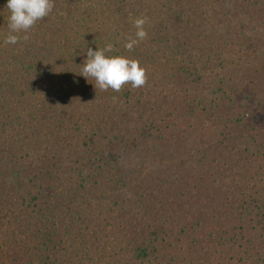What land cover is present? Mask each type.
Masks as SVG:
<instances>
[{"label":"rangeland","instance_id":"rangeland-1","mask_svg":"<svg viewBox=\"0 0 264 264\" xmlns=\"http://www.w3.org/2000/svg\"><path fill=\"white\" fill-rule=\"evenodd\" d=\"M6 3H0V185L20 174L61 209L51 226L69 232L75 253L87 251L89 264H136L134 247L154 229L159 253L150 264H233L240 249L246 264H261L264 118L254 129L252 122L264 116V0H54L50 16L20 33L15 45L4 43ZM139 16L148 18V37L129 52L123 45ZM109 42L112 55L140 61L147 82L120 92L97 88L103 98L78 114L91 97L80 82L87 48ZM30 136L63 143L53 180H41L29 165ZM97 159L100 168L92 163ZM255 184L261 199L251 212ZM3 192L0 226L14 210L18 215L1 200ZM58 194L68 201L61 205ZM10 227L0 229V241ZM219 243L224 251L215 249Z\"/></svg>","mask_w":264,"mask_h":264},{"label":"trees","instance_id":"trees-1","mask_svg":"<svg viewBox=\"0 0 264 264\" xmlns=\"http://www.w3.org/2000/svg\"><path fill=\"white\" fill-rule=\"evenodd\" d=\"M3 1L6 3L7 0H0V3ZM119 12V11H118ZM51 56V55H48ZM53 56V54H52ZM52 56L49 58V61H52ZM56 58V57H55ZM61 59V58H60ZM60 59L58 62H60ZM56 60V59H54ZM53 60V61H54ZM55 62V61H54ZM57 62V61H56ZM35 66L37 68L41 67V62L35 63ZM66 74H69L68 71H66ZM81 78L83 76L80 75ZM80 79L76 78L72 79L73 84H76V82H79ZM85 80V79H84ZM84 82L85 85L90 86V88L93 87V89L89 90L87 89L86 92H89L91 94V97L87 99L89 100V103H87L89 106L88 108H82L81 102L80 107L78 108V114H82L84 111L89 110L93 106L94 102H98L99 97L97 96V89L95 90L94 83L95 81L92 78H89L87 81H80ZM91 98H93L91 100ZM103 98V97H101ZM100 98V99H101ZM101 102V101H100ZM116 102V101H115ZM86 104V103H85ZM97 109V105L92 109V111ZM77 111V109H75ZM65 111V110H64ZM75 112V111H74ZM63 115V111L59 110L57 114V118L61 117ZM94 118V117H93ZM261 118H264V116H257L254 118L256 120V124L252 122L254 129L255 126H257L260 123H264L259 121L257 124V121ZM62 123V121H60ZM97 123L95 126H98ZM4 127L7 128V124L4 123ZM150 132H147V136H152V131L154 128L147 127ZM15 132H20L22 130H19L18 126H15L13 128ZM43 128L41 130V135ZM143 136V135H142ZM31 139L29 141V144L27 146V151L25 157L29 160V165L39 174L41 177V180L48 181L53 180V169L55 166H61L63 164V160L60 156V154L57 152L60 150V147H62V142H55L52 141L50 136H47L46 138L44 136L35 139L33 136H30ZM144 138V137H143ZM91 140V139H90ZM90 142H83V146L87 148V152H91V145ZM129 145V144H128ZM131 145V144H130ZM129 145V147H131ZM70 145L67 146V151H70ZM63 148L66 150V147L63 146ZM56 149V150H55ZM132 149V148H131ZM110 158H114L112 153H109L108 155ZM89 162V161H88ZM116 163V161H113ZM93 164L99 166L102 163L101 160H93ZM20 174L13 173L11 174V178L8 179V184L6 181H4V184L9 186L8 190L5 189V186L3 182L0 185V188H2V191H7V195L5 196V193L3 192L4 196L1 197V200L7 201L10 204L12 203V207H15L18 209L16 215L15 211L11 212V218L9 219V224L7 222V225L11 226L12 229L11 232L6 233L4 232V236L6 239H3L0 241V264H89L87 263L83 258L86 257V252L79 255L78 253H75L77 248L75 247V244L73 242L74 239H72L71 234H63L60 233L57 229H54L50 222H52V217L55 214H58L61 209L58 210L57 208H54L52 205L45 203L43 200V195L41 193H36L35 189L25 186L23 183V179H19ZM206 176L202 174V177L199 178L201 181V188L207 189L208 183L205 179ZM0 178L2 176L0 175ZM83 180H81L78 187H75V193L83 188L82 186ZM253 193L250 196V199L248 202H250L253 205V208H251L252 211H256L258 209L259 200L261 199V195L257 198L258 192H259V186L256 184L251 186ZM9 191V194H8ZM259 195V194H258ZM57 198L60 200L61 205L64 204V200L68 201V195L61 197V194L56 195ZM254 196V197H253ZM3 200V201H4ZM4 206V202H2ZM1 203V204H2ZM6 203V204H7ZM16 203V205H14ZM45 208H44V207ZM249 207V204H245L243 206V211H246V209ZM264 207V206H263ZM112 211L109 209L108 214H110ZM249 212H247L248 214ZM257 215H259L258 212H256ZM49 222V223H48ZM19 224V225H14ZM257 225H261V227L264 228V214L259 217V220L256 222ZM2 225L0 226V229L6 228ZM9 229V227H8ZM158 229H154L149 237L145 236L142 243L138 244L136 247H134L133 251V258L134 262L136 264H150V260H155L158 257L159 250L156 247V242L158 240ZM88 238V237H87ZM140 241H138L139 243ZM233 242H236V239H234ZM9 245V246H8ZM226 244H215V249L218 250V248H221L223 251L225 250ZM240 247V246H239ZM241 248V247H240ZM190 250V247H189ZM84 251V248L82 249ZM91 252V251H90ZM246 252V250H244ZM242 249H240L239 252L234 253V256L231 257V260L234 262L233 264H246V261L243 260V257L241 255L244 254ZM84 256V257H82ZM131 256V258H132ZM240 256V257H239ZM219 259V257H218ZM213 261L216 262V259L212 258ZM133 261V259H132ZM218 262V260H217ZM168 264H171L168 262ZM261 264H264V261H261Z\"/></svg>","mask_w":264,"mask_h":264},{"label":"clouds","instance_id":"clouds-1","mask_svg":"<svg viewBox=\"0 0 264 264\" xmlns=\"http://www.w3.org/2000/svg\"><path fill=\"white\" fill-rule=\"evenodd\" d=\"M8 10V34L4 43L15 45L20 42V33H28L33 26L53 12L54 0H7ZM148 18L144 16L136 17L132 20L135 28L134 37H128L124 43V48L129 52L133 51L142 41L148 37L145 25ZM27 35L23 39H27ZM114 44L106 43L103 48H87V59L80 66V75L92 78L95 89L101 91L109 89L120 92L125 85L132 88L143 87L147 82L146 69L137 59H132L123 55H112Z\"/></svg>","mask_w":264,"mask_h":264}]
</instances>
